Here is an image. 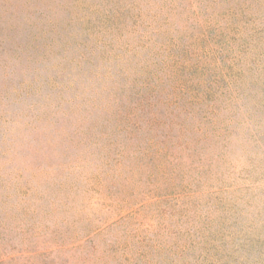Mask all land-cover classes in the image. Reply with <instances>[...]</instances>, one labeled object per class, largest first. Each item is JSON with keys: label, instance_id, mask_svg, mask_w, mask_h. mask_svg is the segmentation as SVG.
Returning a JSON list of instances; mask_svg holds the SVG:
<instances>
[{"label": "rangeland", "instance_id": "obj_1", "mask_svg": "<svg viewBox=\"0 0 264 264\" xmlns=\"http://www.w3.org/2000/svg\"><path fill=\"white\" fill-rule=\"evenodd\" d=\"M0 264H264V0H0Z\"/></svg>", "mask_w": 264, "mask_h": 264}]
</instances>
